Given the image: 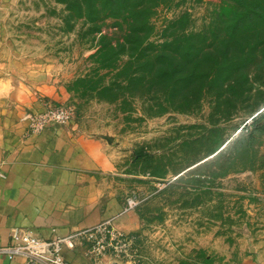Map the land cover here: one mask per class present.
<instances>
[{
	"label": "rangeland",
	"instance_id": "rangeland-1",
	"mask_svg": "<svg viewBox=\"0 0 264 264\" xmlns=\"http://www.w3.org/2000/svg\"><path fill=\"white\" fill-rule=\"evenodd\" d=\"M79 1L0 0V58L72 110L139 202L115 263L264 264V18L233 29L264 0L148 1L151 41L200 58L201 78L178 86L160 75L171 60L150 75L116 20L86 19Z\"/></svg>",
	"mask_w": 264,
	"mask_h": 264
},
{
	"label": "crops",
	"instance_id": "crops-1",
	"mask_svg": "<svg viewBox=\"0 0 264 264\" xmlns=\"http://www.w3.org/2000/svg\"><path fill=\"white\" fill-rule=\"evenodd\" d=\"M48 92L0 58V264H30L2 251L17 227L47 240L110 220L130 236L141 227L136 211L125 213L128 198L115 187L118 174L99 143L78 135L73 122L30 134L28 117L43 111L42 97L60 104ZM64 256L70 264L115 263L113 255L96 262L80 238Z\"/></svg>",
	"mask_w": 264,
	"mask_h": 264
},
{
	"label": "built area",
	"instance_id": "built-area-1",
	"mask_svg": "<svg viewBox=\"0 0 264 264\" xmlns=\"http://www.w3.org/2000/svg\"><path fill=\"white\" fill-rule=\"evenodd\" d=\"M42 104L43 111L28 117L31 135H40L54 124L67 125L72 122L73 113L68 107L48 100H43ZM139 205L135 197H129L126 201L125 213L135 211ZM77 238L86 242L88 255L98 263L99 259L107 255L118 257L127 253L135 240L133 236L116 229L113 220L103 222L65 239L47 240L34 235L27 229L17 227L13 230L11 245L2 251L11 259L22 257L30 264H70L64 256V249L74 247V241Z\"/></svg>",
	"mask_w": 264,
	"mask_h": 264
},
{
	"label": "trees",
	"instance_id": "trees-1",
	"mask_svg": "<svg viewBox=\"0 0 264 264\" xmlns=\"http://www.w3.org/2000/svg\"><path fill=\"white\" fill-rule=\"evenodd\" d=\"M81 1H86L81 4V12H83L86 19L94 20V18L99 16L103 21L116 20L118 27H120L118 30L122 31L125 38L124 43L132 47V51L137 54L136 56L145 58L153 66V70L149 73L150 75L154 74L157 78V74H160L162 70L158 69V66H163L162 61L171 60L175 64L173 66H176V69H168L171 74L169 71L160 74L167 79L166 81L175 82V85L178 86L181 81L185 83L190 82L191 79H197V76L201 78V75H199L200 58H198L197 53L191 52L188 57L190 61L185 64L179 58L177 51L167 53L169 49H173L175 46L173 41H164L160 45H156L155 42L151 41L155 31L148 7V1L151 0H80L79 2ZM255 17L264 18L261 6L246 5L244 10L243 8L239 10L233 29L239 30L244 24L253 22ZM187 48L189 51L192 50L191 47ZM140 49H143L142 52H140ZM184 65L186 74L189 72L185 77L180 75L178 71V68Z\"/></svg>",
	"mask_w": 264,
	"mask_h": 264
}]
</instances>
